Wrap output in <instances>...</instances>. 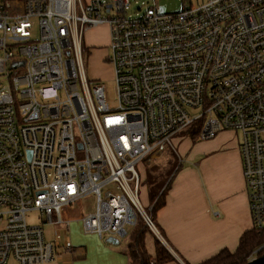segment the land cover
Wrapping results in <instances>:
<instances>
[{
    "label": "built area",
    "instance_id": "1",
    "mask_svg": "<svg viewBox=\"0 0 264 264\" xmlns=\"http://www.w3.org/2000/svg\"><path fill=\"white\" fill-rule=\"evenodd\" d=\"M182 2L160 13L149 0H0V264L71 255L41 225L63 236L61 208L89 195L84 233L117 238L139 217L163 242L136 166L195 124L200 141L237 134L252 229L264 230V0ZM100 26L115 109L84 66L83 37Z\"/></svg>",
    "mask_w": 264,
    "mask_h": 264
},
{
    "label": "crops",
    "instance_id": "2",
    "mask_svg": "<svg viewBox=\"0 0 264 264\" xmlns=\"http://www.w3.org/2000/svg\"><path fill=\"white\" fill-rule=\"evenodd\" d=\"M178 134L170 142L181 161L154 221L161 243L180 264H200L221 250L234 251L242 234L252 229L239 139L226 131L205 141ZM140 177L145 183L144 172ZM142 189L146 192L143 202L148 206L147 188ZM62 217L69 221V229L63 236L56 233L54 238L66 239L74 251L48 264L130 263L126 252L94 234H71L75 222L67 213Z\"/></svg>",
    "mask_w": 264,
    "mask_h": 264
},
{
    "label": "rangeland",
    "instance_id": "3",
    "mask_svg": "<svg viewBox=\"0 0 264 264\" xmlns=\"http://www.w3.org/2000/svg\"><path fill=\"white\" fill-rule=\"evenodd\" d=\"M137 1L140 4L143 0H137ZM82 2L83 4H86V0H82ZM149 3L152 6H154L156 10L160 13H176L181 11L184 7V3L182 2V0H149ZM135 8L136 5L134 4V1H132L133 12ZM31 35L33 40H38L39 25L36 19L32 20ZM82 45H83V60L86 69V75L88 76V78L97 80L103 84L108 107L110 109H115L117 107L116 85L113 79L112 67L106 61V57L109 55V51L107 48L108 46L107 28L105 26H100L89 30L83 37ZM90 48L92 49L91 52L89 51ZM178 135L189 137L187 132H181V134ZM75 136L76 139H78V136L77 135ZM157 155H158L157 158H150L148 160H146V158L142 159L140 164L136 166V170L139 173V175H141V172H144L146 177V182L145 183L141 182V191L139 195L140 197L139 200L143 209L150 216L151 221L154 225H155V221L154 219H152L150 215L151 205L149 204L148 206H146L143 202L145 196L144 193L146 192L145 190L143 191L142 188L144 187L147 188V193L149 196L155 194L159 195L164 190L169 180L171 179V177L179 167L178 164L181 161L177 149H175V147H173L172 144H166L163 147V151L159 152ZM109 188L114 190L113 185L109 186ZM95 201H96L95 196L89 195L80 200H77L75 204L71 206L61 208V215L63 216L64 214L67 213L69 219L75 222V224H73V226L70 228L71 234L82 235L83 231H82V227L80 226L81 223L79 224L77 222H79L78 220H80V218L83 215L93 211ZM26 219L29 224L32 225L40 224L38 221V214L34 211L29 212L26 216ZM138 221H139V217H137L136 222ZM41 226L45 234L46 240L52 241L54 239V233L57 227L55 225H48V224L47 225L42 224ZM133 227L134 226L126 225L124 227L125 235L122 237L120 236L117 237L119 244L115 246H117L123 252H126V249L130 244V234L133 231ZM149 231L152 233L150 229ZM145 241H146V248L148 253L151 256H153L154 240L152 235L148 233L146 235ZM260 250L261 249H258L257 253ZM173 258L177 261V259L174 256ZM254 258L257 257L254 256Z\"/></svg>",
    "mask_w": 264,
    "mask_h": 264
},
{
    "label": "trees",
    "instance_id": "4",
    "mask_svg": "<svg viewBox=\"0 0 264 264\" xmlns=\"http://www.w3.org/2000/svg\"><path fill=\"white\" fill-rule=\"evenodd\" d=\"M196 124L191 126L185 132L191 140L197 139ZM173 176L169 180L164 190L158 195L149 196L151 205L150 215L154 219L156 212L164 206L165 195L170 187ZM151 234L154 240V254L151 256L146 248V235ZM261 249L258 253L257 250ZM129 264H179L162 243L149 231L145 223L139 218V221L133 227L130 234V244L126 249ZM264 255V230L259 231L251 229L242 234L237 248L234 251L221 250L200 264H245L254 256Z\"/></svg>",
    "mask_w": 264,
    "mask_h": 264
},
{
    "label": "water",
    "instance_id": "5",
    "mask_svg": "<svg viewBox=\"0 0 264 264\" xmlns=\"http://www.w3.org/2000/svg\"><path fill=\"white\" fill-rule=\"evenodd\" d=\"M18 65H22V63H17V64L15 63L12 66L17 67ZM105 241L106 243L111 244V245H117L119 242L116 237H108L105 239ZM245 264H264V255L257 257V258H253Z\"/></svg>",
    "mask_w": 264,
    "mask_h": 264
}]
</instances>
